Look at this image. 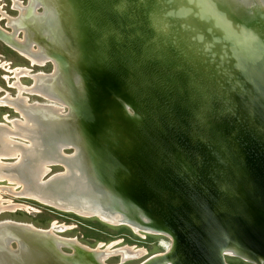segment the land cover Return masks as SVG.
<instances>
[{
  "label": "water",
  "instance_id": "obj_1",
  "mask_svg": "<svg viewBox=\"0 0 264 264\" xmlns=\"http://www.w3.org/2000/svg\"><path fill=\"white\" fill-rule=\"evenodd\" d=\"M44 1L27 14L41 18L45 9L53 10ZM52 2L59 14L41 23L51 38L37 32L24 45L53 49L50 72L56 67L60 74L59 95H42L50 102L26 109L33 115L48 111L62 135L55 148L59 160L47 163L44 182L35 188L49 202L37 203L143 233L167 236L166 229L173 232L179 224L182 235H191L200 228L203 236L189 241L202 259L220 264L231 253L264 262V234L247 229L248 203H235L251 200L264 223V0ZM20 18L5 23L8 30L0 27L8 46L18 44L15 36L27 26ZM118 41L123 47L111 54ZM106 64L120 68L122 81L102 90L100 76L90 73L86 90L89 70ZM91 86L97 89L94 115L88 110ZM68 148L78 158L74 164L63 152ZM77 164L87 191L67 186L64 174H47L53 165L69 173ZM209 209L218 223L212 225L220 238L215 244L206 224L194 225L211 215ZM40 230L1 225L0 235L6 234L0 253L16 259L27 234L51 242L52 256L30 251L43 264H82L77 256L87 257ZM252 252L255 259L245 257Z\"/></svg>",
  "mask_w": 264,
  "mask_h": 264
},
{
  "label": "bare ground",
  "instance_id": "obj_2",
  "mask_svg": "<svg viewBox=\"0 0 264 264\" xmlns=\"http://www.w3.org/2000/svg\"><path fill=\"white\" fill-rule=\"evenodd\" d=\"M39 0H28V3L26 6H22L19 2L14 0V6L19 11V16L15 19L7 18L8 25L11 23V21H16L17 19H20L22 24H26V27L21 28L22 32V40L18 39V33L15 38L18 41V44L16 45H10V47L16 49L19 51L23 56H25L31 63L32 66H43L46 62H49L47 60L48 53H51L53 49L46 50L44 46H34L29 43L26 47L28 42H30L33 38L37 37V32L40 34L41 37L44 38V40L48 41L50 39V35L48 31L42 26L43 20L53 18L52 14L58 15L59 12L57 10V7L55 4H53V0H45V4H51L53 7V10L45 9L43 13L41 14V18H36L34 16H30L27 14V9L30 6H34ZM5 16V15H3ZM41 24V26H38ZM48 26V25H46ZM47 28V27H46ZM48 29V28H47ZM114 48L111 50V54L122 48V43L120 41L116 42V44L113 45ZM29 51V52H28ZM31 51V52H30ZM131 52V51H130ZM107 56V55H106ZM116 59V55H114ZM121 63V61H120ZM54 64V63H53ZM101 65V64H100ZM99 65V66H100ZM102 68V70H101ZM119 68V67H118ZM54 71L52 74H31L28 68H20L14 71L15 78L18 80L21 76H31L33 79V85L32 86H24L19 83V81L15 82L14 85L18 89V95L16 98H13L9 95H6L5 97L0 99V105L2 106H9L11 108H14L16 112L20 113L22 116V120L17 121H11L12 127L5 128L4 126H1L0 124V182L7 180L10 183H15L16 185H21L22 189L19 192H16L14 188L12 187H0L1 191H6L7 193H11L14 196H22V197H28L35 200H38L42 203H45V198L42 196V194H37L35 191V188L40 185L39 183H43V178L41 177L45 171H47L48 164L51 162H56L59 159H57V155L55 153V148L57 146V142L59 139H61L62 135L58 134L55 130L59 124V121L52 117L51 114H49L48 111L40 112V114L33 115L26 111V109L34 108L37 105H40V103H32L27 104L28 100L27 98L23 97V93H30L35 94L38 96L42 95H49L50 97L59 95V84H60V74L56 75V67L53 68ZM97 70H89L88 76H85L83 79V82L85 84L86 90H87V84L88 79L90 76V73H93V78L97 74L98 78L100 76L101 85L100 88L103 87L102 90L105 88H114L118 83L122 81V75L120 72V68L117 69L116 66H112L109 64H106L101 67H97ZM113 73H111V71ZM95 71V72H93ZM56 75V76H55ZM40 76H46L47 79L40 81L38 78ZM119 77V80H118ZM96 87L94 86L90 87L89 93L87 94V97L90 98L92 102H90L91 109L89 110L90 115L95 114V108L92 106V103L96 100ZM101 92V91H100ZM86 94L81 93V97L83 98ZM49 100V99H48ZM83 100V99H82ZM43 105V104H41ZM4 127V128H3ZM15 138H20L23 141L29 142V144H25L21 141H15ZM65 154V153H64ZM67 158H70L68 160L69 164H74L77 162L78 158L74 157L73 154L66 155ZM10 158H16V162L13 164H5L3 163L4 159H10ZM71 173V174H70ZM65 175L67 186H75L76 191H87L89 184L84 181L86 179L84 174H80L78 164L76 167L71 168V171L68 170L57 173L56 175ZM74 175L73 177H71ZM248 185H252L248 183ZM42 191L47 192L46 190L42 189ZM248 193V192H247ZM48 200V199H47ZM46 200V201H47ZM253 201V200H252ZM49 202V201H47ZM248 203L245 204V208H247L244 212V218L246 220L245 225L248 226L247 229H252L255 231V233H263L264 234V223L260 220V213L256 209L254 211L252 206L253 202L251 200L246 199L245 197L243 199H237L235 200L236 206H238L239 203ZM22 205L14 204L10 201H5L0 196V214L3 212H12L16 209H20ZM217 209V206L215 205V210ZM66 210V209H63ZM210 210V209H209ZM68 211V210H67ZM211 211V210H210ZM215 212L211 211V215L208 214L207 218L205 220H201L199 222H196L194 225H197V227L201 224L203 227L205 225V229H208V233L206 234L208 237L209 243L215 242V240L218 241L215 237L216 233L213 229V224L217 223L216 219L215 222L213 221V214ZM76 214L81 216H87L90 215L86 214L82 211H76ZM216 214V213H215ZM239 215V214H237ZM241 216V215H240ZM207 222V223H206ZM4 224H14V225H20V226H28L32 229H37L31 224L28 223H17L13 221H4L0 222V226ZM218 224V223H217ZM177 227V228H176ZM174 227L173 232L166 229L167 236L170 238V247L167 249L166 252L153 255L152 257H149L145 261H143L141 264H219L217 263V260L213 257H202L198 256L196 251L195 254L193 253V243H191L189 240H195L197 235H202V230L199 228L197 231L191 235L192 231L186 232L183 235L181 234L180 229L183 232V229L181 225H177ZM196 226H194L195 228ZM51 228V227H50ZM54 228H56L55 225L52 226L51 229H43L40 231L49 232L53 234L57 239V241H54L55 243H62V244H70L72 246H75L73 249L80 253L83 251L87 253V257H79L76 260H80L82 264H93L94 262L99 264H106V259L113 256V255H119L121 256V260L123 263L126 260L129 259H135L140 258L145 254V250L138 249L136 247H130L125 246L116 250L111 249V245L107 246L106 248L103 246V244L98 245L96 249H91L89 247L83 246L80 244L76 239H66L61 236H57L54 233ZM39 229V228H38ZM59 231V230H58ZM188 233L189 237L185 236ZM5 232L0 235L1 240L3 237L5 238ZM161 235L162 233H154ZM182 235V236H181ZM184 236V237H183ZM26 238V244L20 246L19 252L16 254L17 257L14 259L9 254L5 255V253H0V264H5L6 262L8 264H43V260H33L30 258V251L36 252L40 251L43 253L52 254L50 252L51 248V242L47 238L40 239L38 237H34L31 235L25 234ZM220 239V238H219ZM0 240V241H1ZM198 240V239H197ZM189 243H187V242ZM53 242V243H54ZM186 242V243H185ZM54 243V245H55ZM176 244L177 246H175ZM215 244V243H213ZM31 246V247H29ZM245 246V245H244ZM248 248L249 246H245V248ZM252 248V247H249ZM232 250H238V247L232 246ZM239 251V250H238ZM261 251V249H260ZM263 251V250H262ZM261 253V252H258ZM244 254V253H242ZM231 255L232 254H226ZM256 253L252 252L249 254H245V257H251L253 259L256 258ZM52 256V255H51ZM243 259V258H242ZM245 260V259H244ZM252 260V259H250ZM5 261V263L3 262ZM247 261V260H245ZM251 262V261H249ZM220 264H226L224 260H220Z\"/></svg>",
  "mask_w": 264,
  "mask_h": 264
},
{
  "label": "rangeland",
  "instance_id": "obj_3",
  "mask_svg": "<svg viewBox=\"0 0 264 264\" xmlns=\"http://www.w3.org/2000/svg\"><path fill=\"white\" fill-rule=\"evenodd\" d=\"M14 0H0V27L8 30L4 25L7 24V18L15 19L19 16V11L13 6ZM22 6H26L28 0H16ZM40 9H36L39 11ZM18 14V16H17ZM5 15V16H3ZM18 38H22L21 33ZM20 68H28L30 75L43 73L52 74L51 63L46 62L43 66H32L30 61L23 56L16 49L6 45L0 40V99L9 95L16 98L18 95V89L14 85L19 81L24 86H32L33 79L31 76H21L18 80L15 78L14 71ZM23 97L27 98V104L40 103L44 104L50 102L48 99H42V97L23 93ZM59 106V105H58ZM63 111H66V107L63 106ZM22 120L20 113L16 112L14 108L9 106L0 105V124L5 128L12 127L11 121ZM3 127V128H4ZM21 141L25 144L29 142L23 141L20 138H15V141ZM70 148L64 149L63 152L66 155H70ZM16 162V158L4 159L3 163L13 164ZM62 167L60 165L51 166L50 173H62ZM47 176V175H46ZM45 178V177H44ZM43 178V181H44ZM0 187H12L16 192L21 191L22 186L10 183L7 180L0 182ZM0 196L5 201H10L17 205H22L20 209H16L12 212H3L0 214V222L13 221L17 223H28L39 229H51L53 225L54 233L57 236H61L66 239H76L83 246L91 249H96L98 245L103 244L106 248L111 245L112 250H116L125 246L136 247L138 249L145 250V254L140 258L129 259L120 263L121 256L113 255L106 259V264H141L143 261L152 257L153 255L164 253L170 247L171 240L165 234L143 233L136 229L129 228L124 224H116L113 222H105L99 220L95 216H81L72 213L70 210H56L51 207L42 205L43 203L32 198L14 196L6 191H1ZM40 202V203H37ZM51 227V228H50ZM59 230V231H58ZM64 252H69L68 247L61 248ZM223 260L226 264H254L249 261L235 256V255H223ZM261 264H264L262 262Z\"/></svg>",
  "mask_w": 264,
  "mask_h": 264
},
{
  "label": "flooded vegetation",
  "instance_id": "obj_4",
  "mask_svg": "<svg viewBox=\"0 0 264 264\" xmlns=\"http://www.w3.org/2000/svg\"><path fill=\"white\" fill-rule=\"evenodd\" d=\"M13 6H14V1H13ZM14 8H15V6H14ZM16 9V8H15ZM20 15V14H19ZM7 23H8V20H7ZM18 39H20V40H22V38H18Z\"/></svg>",
  "mask_w": 264,
  "mask_h": 264
}]
</instances>
